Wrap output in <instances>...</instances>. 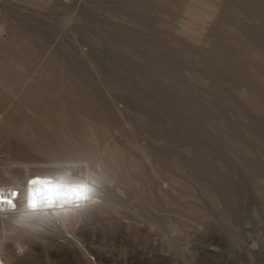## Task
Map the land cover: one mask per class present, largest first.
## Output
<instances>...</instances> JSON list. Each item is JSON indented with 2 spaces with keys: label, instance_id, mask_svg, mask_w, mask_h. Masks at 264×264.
I'll use <instances>...</instances> for the list:
<instances>
[{
  "label": "rangeland",
  "instance_id": "1",
  "mask_svg": "<svg viewBox=\"0 0 264 264\" xmlns=\"http://www.w3.org/2000/svg\"><path fill=\"white\" fill-rule=\"evenodd\" d=\"M244 1L0 0V174L70 130L131 176L130 204L75 226L90 239L64 231L88 264H264V17ZM35 245L18 264L73 258Z\"/></svg>",
  "mask_w": 264,
  "mask_h": 264
},
{
  "label": "clouds",
  "instance_id": "2",
  "mask_svg": "<svg viewBox=\"0 0 264 264\" xmlns=\"http://www.w3.org/2000/svg\"><path fill=\"white\" fill-rule=\"evenodd\" d=\"M115 178L105 160L88 150L52 154L0 181V264H18L31 245L83 224L107 207Z\"/></svg>",
  "mask_w": 264,
  "mask_h": 264
},
{
  "label": "bare ground",
  "instance_id": "3",
  "mask_svg": "<svg viewBox=\"0 0 264 264\" xmlns=\"http://www.w3.org/2000/svg\"><path fill=\"white\" fill-rule=\"evenodd\" d=\"M244 4L245 5H251L255 8H257L258 10L261 11L262 16L264 17V0H261L260 2H258L256 0H245ZM30 95H31V91H27L25 93L26 97H29ZM44 98L46 99V97L39 96L37 99H35L33 96L32 97L33 104L37 103L38 101L43 100ZM49 98H50V103L55 106V108H53L52 110H54V111L58 110L61 113L68 115L69 120H70V124L68 123V125H70V127H68V129L75 130L74 127L72 128L73 119H71L70 114H69V110L71 108V102L66 101V100H64V101L59 100L58 101L55 96L49 97ZM31 107L33 108V106H31ZM42 142L44 144V148L46 147L45 153L47 154V156H50L52 154L67 152L69 150H77V149L83 150L82 149V147H83L82 141H80L78 134H76V132L70 131V130L67 131L66 135H63L62 138L59 136L56 138H51V137L50 138H43ZM14 147H16V146H14ZM93 153L101 156L105 160L106 164L110 168V170H111V172L115 178V185H114V188H113L111 196H110L111 203L115 202L116 197H119V199L123 198L122 201L120 200L121 203L123 202V200H124V203H126L127 200L130 201L129 198H132V196H134V191H133V185L131 182V180H132L131 176L126 173L127 171H125V169L123 168L121 160H120L121 158L123 159V155L120 152L111 149L110 147L104 148L103 152H98L96 150ZM26 157H28L27 153H25L23 150H19V148H18L16 150L13 158L14 159L16 158L18 160V159H22V158H26ZM22 160H25V159H22ZM18 167H19V170L22 168V166H21V168H20V166H17V170H18ZM24 168H25V166L23 167V169ZM13 172L14 171H12V173ZM15 172L17 173V171H15ZM18 173L17 174L20 175V171H18ZM18 175L11 174L8 178H5L6 176H3L0 174V181H7V180L15 178V176H18ZM117 189H119L118 192H117ZM121 194H123L126 198L122 197ZM124 198L126 199V201ZM119 199H117V200H119ZM120 201H117V202H120ZM66 232L70 233L71 235H74L76 233L80 237H82L83 240H88L92 237L86 233H81V234L77 233L75 230V227L68 229ZM94 235L96 237H99L100 234L95 233ZM83 247H84V245H83ZM82 249H84V248L79 247L72 238L65 236V233L62 232L59 235L48 239L46 242L40 243L39 245H35L33 247V252H34V254H37L39 257H40V255H42V256L51 255L53 257L65 255V256H70L71 258L73 257L74 259L76 258V260H74L72 258L71 260L65 262V264H88L87 261L82 258L84 256L83 254L85 252V250L83 251ZM145 249L147 250V249H149V247L147 246V247H145ZM88 250H89V248H88ZM126 255H128V254L126 253ZM129 259H130V257L126 260H129Z\"/></svg>",
  "mask_w": 264,
  "mask_h": 264
}]
</instances>
